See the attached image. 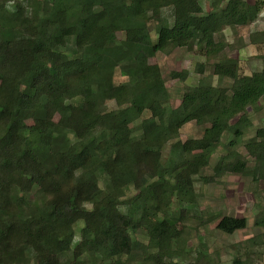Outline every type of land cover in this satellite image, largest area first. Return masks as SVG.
<instances>
[{
    "label": "trees",
    "instance_id": "trees-1",
    "mask_svg": "<svg viewBox=\"0 0 264 264\" xmlns=\"http://www.w3.org/2000/svg\"><path fill=\"white\" fill-rule=\"evenodd\" d=\"M261 14L262 0H209L207 11L198 0H0V264H186L189 233L173 205L197 202L195 176L247 174L237 146L252 127L248 110L264 99V70L240 75L218 37ZM177 48L218 60L214 74L231 85L199 83L167 104L151 60ZM118 68L128 84H115ZM191 121L208 127L181 142ZM225 136L228 152L207 179ZM171 141L184 158L165 166ZM244 147L253 179H264V125ZM256 224L264 229V217ZM247 225L225 215L216 229ZM200 245L188 264H218ZM232 264L254 263L237 254Z\"/></svg>",
    "mask_w": 264,
    "mask_h": 264
},
{
    "label": "rangeland",
    "instance_id": "rangeland-1",
    "mask_svg": "<svg viewBox=\"0 0 264 264\" xmlns=\"http://www.w3.org/2000/svg\"><path fill=\"white\" fill-rule=\"evenodd\" d=\"M207 11L209 0H198ZM254 3L256 0H247ZM264 1V0H262ZM172 22V19H171ZM156 24L150 23L152 39L156 40ZM123 34L118 35V39L123 38ZM227 46L225 53L228 57L236 59L239 63L240 75H251L254 72L264 70V18L263 14L252 23L237 28H227L218 37ZM218 60L206 59L195 51L186 48L174 50L165 49L152 58L151 63L160 66L166 86L170 93L167 104L177 107L182 99V95L191 87L199 83H210L214 86L228 87L232 81L228 78L220 79L213 72V66ZM187 71L188 77L185 80L174 79L172 72ZM131 77L124 74L120 68L115 72L114 82L116 85L128 84ZM109 110L117 108L114 101L107 104ZM252 127L242 138V143L237 146V151L247 160V174L227 173L213 180L194 177V184L198 193V200L193 205H177L174 203L173 209L178 211L181 225L188 229V251L190 252L186 264L193 263L196 258V251L206 245L208 255L218 264H232L233 258L238 254L241 256L250 255L254 264H264V229L256 224L260 218L264 217V179L254 180L251 173L255 170V159L248 155L244 143L255 136L258 128L264 125V99L261 100L258 108L248 110ZM150 116L145 112L143 118ZM140 121L136 122V126ZM27 125V123H23ZM208 125H198L195 121L186 123L180 130L179 140L185 142L189 139L202 138ZM73 139V136H67ZM177 141V140H176ZM169 142L163 151L162 161L165 166L180 163L184 155L176 150ZM228 136H225L222 143L215 149L210 165L203 171V177L207 179L213 177L217 162L222 155L228 152ZM107 178L102 177L100 186L104 187ZM130 197L134 190L127 191ZM231 216L246 218L248 225L243 230H238L233 234L222 233L216 229L219 217ZM83 223L76 226V240L79 237V228ZM143 242H147L143 235H138ZM254 238L255 241L246 245L245 241ZM244 244L236 247L237 244ZM96 261V260H95ZM94 261V263H95ZM93 264V263H90ZM126 264H139L126 263Z\"/></svg>",
    "mask_w": 264,
    "mask_h": 264
}]
</instances>
